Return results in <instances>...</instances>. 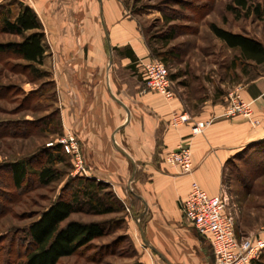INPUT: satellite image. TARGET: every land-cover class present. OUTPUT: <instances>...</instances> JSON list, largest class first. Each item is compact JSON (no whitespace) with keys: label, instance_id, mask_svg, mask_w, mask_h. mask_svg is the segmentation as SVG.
I'll return each mask as SVG.
<instances>
[{"label":"rangeland","instance_id":"obj_1","mask_svg":"<svg viewBox=\"0 0 264 264\" xmlns=\"http://www.w3.org/2000/svg\"><path fill=\"white\" fill-rule=\"evenodd\" d=\"M122 2L127 12L136 18L155 56L168 59L165 64L169 74L192 69L201 75L207 49L214 55L215 63L209 69L217 80L225 77L232 82H243L264 72V64L244 66L237 59L238 52L226 47L208 27L209 23H215L226 30L256 38L264 45V0H249L252 10L247 15L244 11L237 14L227 10L231 0ZM20 5L29 6L35 12L41 24L45 54L37 66L43 74L36 77L24 67L23 61L10 52H0V264H14L22 258L28 244L26 228L58 195L69 193L66 187L69 178L76 176L72 175L74 161L65 152V163L56 165L64 172L59 181L42 187L32 173L38 159H44L42 152L50 150L67 131L63 121L67 74L78 72L80 64L89 57L102 58L103 64L107 61L104 48L102 55L101 51H96V45L102 43L97 0H0V11L11 8L16 12ZM255 6L261 12L259 15L253 10ZM169 32L173 35L165 41L164 37ZM20 39L18 35L0 30V45ZM172 52H177L178 56H169ZM46 120L51 121L48 130L43 125ZM14 123H17V129H26V133L3 135V126ZM14 127L7 128L13 130ZM22 159L29 160L32 168L27 170L22 186L16 189L7 164ZM251 167L257 168L259 173L251 174L250 171H254ZM262 167L264 145L256 144L237 155L227 167L224 189L230 196L228 208L236 222L239 238L264 234ZM127 180H120L122 188L110 185L105 190L124 204V211L106 215L79 211L69 216L67 221L100 223L105 233L75 254L59 259L57 264H144L141 255L150 251L137 224L142 204L128 191ZM139 222L141 224L142 219ZM152 258L155 264H163L155 255Z\"/></svg>","mask_w":264,"mask_h":264},{"label":"crops","instance_id":"obj_2","mask_svg":"<svg viewBox=\"0 0 264 264\" xmlns=\"http://www.w3.org/2000/svg\"><path fill=\"white\" fill-rule=\"evenodd\" d=\"M97 4L102 43L96 51L102 55L104 48L107 61L83 60L78 72L67 74L63 99L64 128L78 140L85 175L116 188H122L120 180L127 178L130 194L144 201L137 198L142 204L137 224L150 251L141 255L144 264H155L153 255L163 264H215L209 240L185 220L180 202L192 182L209 196L221 193L229 163L264 140V72L243 82L217 80L209 69L214 55L207 49L201 75L192 69L171 74L170 98L144 91L139 60L152 54L136 18L122 0H97ZM232 90L251 102L258 125L242 116H222ZM182 114L188 119L174 125V116ZM196 122L207 125L191 136ZM185 139L193 169L180 174L164 156Z\"/></svg>","mask_w":264,"mask_h":264},{"label":"trees","instance_id":"obj_3","mask_svg":"<svg viewBox=\"0 0 264 264\" xmlns=\"http://www.w3.org/2000/svg\"><path fill=\"white\" fill-rule=\"evenodd\" d=\"M248 1L231 0L226 8L237 14L244 11L247 15L252 10ZM253 10L258 15L261 13L258 6H255ZM166 20L171 21L168 18ZM208 27L210 32L226 47L238 52L237 59L241 60L244 66L250 63L264 64V45L256 38L244 33L226 30L215 23H209ZM0 30L21 37L18 42L0 45V52H10L14 57L24 62L25 68L32 71L36 77H40L43 73L37 66L42 63L45 46L42 42L41 24L33 9L26 5H20L16 12L11 8H3L0 11ZM172 35V32H169L165 35L164 40H170ZM151 54L152 57L159 58L157 55L155 56L152 48ZM159 59L164 63L166 62L164 58ZM50 122V120H46L43 124L44 127H49ZM16 124L3 126V135L5 133L14 135L26 133V129H17L18 125L16 126ZM7 127H14V129L9 130ZM256 145H264V140L256 143ZM41 156H44V159H38L36 168H32L30 161L24 159L7 164L13 186L16 189L22 186L27 170L30 168H32L37 184L42 187L61 179L64 172L56 168V165L61 162L65 163V156L67 155L62 146L57 143L52 144L50 150L42 152ZM251 169L254 170L250 171L251 174L259 173L257 168L251 167ZM262 171H264V167L261 168L260 172ZM69 179L66 186L69 188V193L58 195L26 228L28 244L22 258L14 264H57L59 259L75 254L94 239L104 235L105 230L100 223L67 221L73 213L87 211L95 215H106L124 211V204L115 198L111 192H105L107 188H110L109 183L85 177L83 174H78ZM250 264H264V252L258 258L253 259Z\"/></svg>","mask_w":264,"mask_h":264},{"label":"built area","instance_id":"obj_4","mask_svg":"<svg viewBox=\"0 0 264 264\" xmlns=\"http://www.w3.org/2000/svg\"><path fill=\"white\" fill-rule=\"evenodd\" d=\"M144 78V91H154L166 98L172 95V81L165 63L156 57L139 60ZM223 117L242 116L252 125L259 121L253 117L252 104L245 101L237 90L228 94V105ZM185 114L174 116L173 124L184 122ZM207 123L196 122L191 127V136L201 133ZM66 154L74 161L72 175H85L84 163L76 136L69 130L58 141ZM164 161L178 169L180 174L192 171L190 144L188 139L181 141L173 150L166 153ZM230 196L225 189L216 196H209L197 183L192 182L187 197L180 202L183 217L198 234L206 237L215 255V264H250L264 252V234L238 237L236 222L228 208ZM264 233V232H263Z\"/></svg>","mask_w":264,"mask_h":264},{"label":"water","instance_id":"obj_5","mask_svg":"<svg viewBox=\"0 0 264 264\" xmlns=\"http://www.w3.org/2000/svg\"><path fill=\"white\" fill-rule=\"evenodd\" d=\"M105 36H106V40H107V42H108V37H107L106 31H105ZM108 46H109V45H108ZM109 52H111L110 47H109ZM116 147H117V146H116ZM117 148H118V147H117ZM118 150H120V152H122L126 157H128L127 154H126L122 149L118 148ZM136 197L139 198L141 201H143L139 195H136ZM143 202H144V201H143ZM141 236H142V238H143L144 243L148 245V243H147V241L145 240V237H144V235H143L142 232H141Z\"/></svg>","mask_w":264,"mask_h":264},{"label":"bare ground","instance_id":"obj_6","mask_svg":"<svg viewBox=\"0 0 264 264\" xmlns=\"http://www.w3.org/2000/svg\"><path fill=\"white\" fill-rule=\"evenodd\" d=\"M102 1V0H101Z\"/></svg>","mask_w":264,"mask_h":264}]
</instances>
